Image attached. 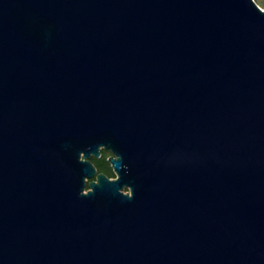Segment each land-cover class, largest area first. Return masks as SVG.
<instances>
[{"label": "water", "instance_id": "water-1", "mask_svg": "<svg viewBox=\"0 0 264 264\" xmlns=\"http://www.w3.org/2000/svg\"><path fill=\"white\" fill-rule=\"evenodd\" d=\"M0 264H264V8L0 0Z\"/></svg>", "mask_w": 264, "mask_h": 264}, {"label": "flooded vegetation", "instance_id": "flooded-vegetation-1", "mask_svg": "<svg viewBox=\"0 0 264 264\" xmlns=\"http://www.w3.org/2000/svg\"><path fill=\"white\" fill-rule=\"evenodd\" d=\"M105 152H107V157H106V159L108 158V156L111 154L110 153V151L108 150V149H106V148H104V147H101L100 148V155L99 156H94V155H91V156H93V157H95L97 160H101V157L103 156V154H105ZM93 163V162H92ZM94 164V163H93ZM95 165V164H94ZM106 165H108V167H109V171L111 172V173H106V172H104L103 170H100L99 169V167L98 166H96L95 165V167H96V170H97V172H104L106 175H108L109 177H115V173H114V171H113V168H112V166H111V164H110V162L107 160V164ZM127 190V188H124V191H126Z\"/></svg>", "mask_w": 264, "mask_h": 264}, {"label": "trees", "instance_id": "trees-1", "mask_svg": "<svg viewBox=\"0 0 264 264\" xmlns=\"http://www.w3.org/2000/svg\"><path fill=\"white\" fill-rule=\"evenodd\" d=\"M106 157H107V152H105V154H103V156L101 157V160H100V161L97 160V159H96L95 157H93V156L90 157V160H91L96 166H98L100 170H103V171L106 172V173H111V172L109 171V167H108V165H106V164H107V159H106Z\"/></svg>", "mask_w": 264, "mask_h": 264}, {"label": "rangeland", "instance_id": "rangeland-1", "mask_svg": "<svg viewBox=\"0 0 264 264\" xmlns=\"http://www.w3.org/2000/svg\"><path fill=\"white\" fill-rule=\"evenodd\" d=\"M255 2L260 5L262 8H264V0H255Z\"/></svg>", "mask_w": 264, "mask_h": 264}]
</instances>
